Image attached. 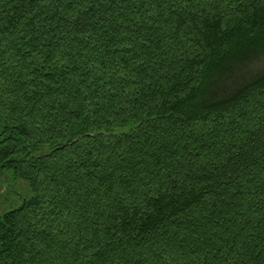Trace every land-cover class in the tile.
Instances as JSON below:
<instances>
[{
    "label": "trees",
    "instance_id": "trees-1",
    "mask_svg": "<svg viewBox=\"0 0 264 264\" xmlns=\"http://www.w3.org/2000/svg\"><path fill=\"white\" fill-rule=\"evenodd\" d=\"M6 174L0 264H264V0H0Z\"/></svg>",
    "mask_w": 264,
    "mask_h": 264
},
{
    "label": "rangeland",
    "instance_id": "rangeland-1",
    "mask_svg": "<svg viewBox=\"0 0 264 264\" xmlns=\"http://www.w3.org/2000/svg\"><path fill=\"white\" fill-rule=\"evenodd\" d=\"M6 176L0 175V179L4 180L2 182L0 181V185H1L0 186V204H1L0 205V211H1V209L3 210L4 208H6L8 202L15 198V196L13 197L11 195V193H16L17 195H18V193H21L24 195V197L27 196V193H25V192H27V187H26L27 184L23 180L18 181V183H16L15 186L12 185V188L10 189V192H11L10 193L7 190L8 189L7 184L11 183L12 181H11V179L8 178L9 176L7 174H6ZM2 206H4V207H2Z\"/></svg>",
    "mask_w": 264,
    "mask_h": 264
}]
</instances>
